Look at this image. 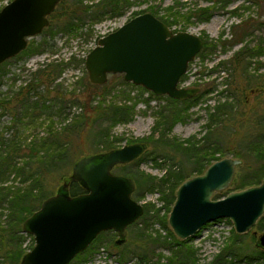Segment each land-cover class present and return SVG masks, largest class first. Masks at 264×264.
Segmentation results:
<instances>
[{
  "label": "rangeland",
  "instance_id": "374dc122",
  "mask_svg": "<svg viewBox=\"0 0 264 264\" xmlns=\"http://www.w3.org/2000/svg\"><path fill=\"white\" fill-rule=\"evenodd\" d=\"M10 1L0 0V9ZM98 1L82 0V3L93 6ZM73 2L74 0H64L62 4H58L56 11L53 10L54 13L48 16L49 24L42 32L27 39V46L31 43L34 46L40 45L38 52L18 53L7 59L1 68L4 74L0 91L8 96L29 82L37 69L44 68L47 64L64 63L58 77L41 86V89L45 86L50 89L48 98L51 101L47 104H53L54 99H63L61 102H63L66 117L64 119L58 116L52 117L54 126L73 124L76 119H81V115L87 117L86 122L83 121L84 126L80 133L77 132V126L71 128L73 134L69 133L72 147L70 152L74 160L70 164L68 162L62 164L61 169L52 172L45 180L44 187L49 195L58 191L63 182L62 178L71 173L72 166L78 158L108 151L109 149L105 148L107 142L111 141L113 146L120 148L128 145L129 140L141 143V140L153 135L157 136V133H152L157 119L156 111L167 105L166 99L152 97L148 90L142 91L125 84L122 74L109 75L104 84H92L84 67L86 54L96 45L101 36L115 30L134 15L145 11L156 13V15L178 11L183 14L188 7H214L215 10L208 19L191 18L188 22L181 19L172 27L196 34L202 42L203 39L212 41L215 46L208 49L201 48L188 64L183 79H180L178 83V86L199 87V92H209L190 105L186 111L187 117L181 122H176L165 137L170 140L195 138L201 142L206 136L207 139L203 141L205 146L218 145L219 150L224 153L223 157L231 156L242 161L236 168L234 180L240 172L245 171L247 165L255 163L250 143L257 138L258 123L264 124V2L256 5L246 0H131L132 4L120 15H112L110 12L97 14V11L89 10L88 13L81 14L79 19H74L77 29L62 31L67 22L68 12L74 8ZM62 6L68 9L65 17L59 15ZM243 21L248 26V33L242 42L232 44L231 41L237 38L235 33L242 28L236 26ZM257 45L260 49H257ZM241 49L245 50L246 56L238 60L237 54ZM156 96L165 97L166 95ZM58 102L57 100L56 103ZM98 102L99 109L108 106H125L129 109L118 112L114 117L110 112H105L103 115L99 112L98 117L94 109ZM225 102L231 105L229 113L223 114L225 116L222 115L221 120L214 122L213 130L210 132L206 125L209 119L208 114L214 111L218 103ZM10 105H13V102ZM120 114L122 115L119 116ZM13 119L14 114L5 111L0 116V129L3 125L11 123ZM38 122L45 123L36 131L30 129L23 131L21 138L26 137L29 141L33 139V134L36 132L42 135L43 127L49 120L41 117ZM11 133L12 130H7L4 136L9 137ZM260 146L264 148V141L260 143ZM152 148V145L147 143V150L141 155L139 161L134 159L128 163L115 165L112 172L120 175L132 173L136 176L144 175L160 179L169 168L179 167L181 158L178 154H173L171 150L167 152L168 156H160L157 159L158 164H155L151 159ZM234 152H239V156H236ZM30 185L29 180H22L21 176L15 174H9L3 182H0V188L9 186L10 191L15 190L16 187L29 189ZM229 187L218 192L217 197H224L232 188V184ZM134 199L143 206L151 203L156 208H160L159 215L166 213L163 202L159 200L158 192H145L143 196L134 197ZM39 205L35 208L38 209ZM8 213V203L1 199L0 194V227H6ZM256 224L247 233L255 232L257 237L264 230L258 231ZM166 227L171 230L168 223ZM231 229L233 225L228 218L219 219L205 225L197 235L188 240L187 244L195 250L194 264H211L210 262L230 236ZM140 232H143L144 237L145 234L151 237L160 235V239L163 240L167 230L155 220L149 221V225L145 226L144 220L139 218L127 227L126 239L123 243L114 242L115 245H113L112 242L117 238L116 234L111 230L104 231L89 244L91 253L86 252L74 257L71 264H179L169 261L172 255L171 249L160 242L143 238L139 235ZM20 233L23 235L21 247L27 252L34 245V237L32 234L22 232V228ZM245 236L246 244L254 245L256 239L252 242L249 234ZM166 241L170 242L171 239L167 238ZM121 253L125 255L123 260L119 259ZM140 255L146 258L145 262L139 261ZM1 258L0 255V264H9L3 262ZM237 264L248 263L241 261ZM250 264H264V260L253 261Z\"/></svg>",
  "mask_w": 264,
  "mask_h": 264
},
{
  "label": "water",
  "instance_id": "95a60500",
  "mask_svg": "<svg viewBox=\"0 0 264 264\" xmlns=\"http://www.w3.org/2000/svg\"><path fill=\"white\" fill-rule=\"evenodd\" d=\"M60 1L11 0L0 9V64L42 32ZM202 43L198 35L173 32L145 11L101 36L86 54L84 67L92 84L101 85L109 75L122 74L125 81L155 95L184 100L199 92V87L178 83ZM145 149L146 144L133 143L78 158L58 191L23 220L22 232L33 235L34 245L19 264H68L106 230L117 233L116 244L123 243L127 226L140 218L144 208L131 196L133 179L113 173L112 168L133 161ZM240 163L239 158L222 157L179 184L167 218L176 238L187 240L221 218H228L237 234L249 232L257 223L264 214V177L258 185L213 199L214 193L230 186ZM70 181H78L85 192L70 195ZM255 246L264 249V231L257 235Z\"/></svg>",
  "mask_w": 264,
  "mask_h": 264
},
{
  "label": "trees",
  "instance_id": "16d2710c",
  "mask_svg": "<svg viewBox=\"0 0 264 264\" xmlns=\"http://www.w3.org/2000/svg\"><path fill=\"white\" fill-rule=\"evenodd\" d=\"M63 1L64 0H61L58 4H62ZM246 1H252L256 5L264 2V0ZM73 4L74 8L68 12V17L66 19L67 22L64 24L62 31H73L77 29V23L74 22V19H79L81 14H86L89 10L97 11V14L110 12L112 15H120L124 9L132 3L131 0H99L98 3L91 6L84 5L82 0H74ZM214 10V7L206 6L198 8L188 7L187 11L183 14H180L179 11L175 13L166 12L161 15L152 13L167 26L172 28L181 19L185 22H188L191 18H196L198 20L208 19ZM54 11H56V7ZM67 11L68 9L62 6L59 15L65 17ZM243 24H246L245 21L236 26L242 28H240L239 32L235 33L237 38L233 39L234 41H231L232 44L242 42L244 36L248 33L247 24ZM181 29L182 28H172V31L177 32ZM214 46L215 44L212 41L208 42L203 39L202 48L208 49L209 47ZM38 48H40V45L34 46V44L31 43V45H28L20 52V54L29 51H31L30 53L38 52ZM257 49H260L259 45H257ZM244 51L245 50L242 51V49L239 51V54H237L238 60L246 56ZM5 62L6 60L0 64V84L4 74V71L1 68ZM63 65L65 64L52 63L47 64L44 68L37 69L33 72L32 79L29 82L24 86L19 87L17 91L11 92L8 96L5 95V93L2 94L0 91V116L5 111H10L14 114L13 121L9 124L3 125L0 129V182H3L9 174H15L16 176H21L22 180H29L31 184L29 189L16 187L15 190L10 191L11 189L9 186L0 188L1 199L7 201L9 209L6 227H0V255L2 261L8 262L9 264H19V260L25 253V249L21 247L23 241V235L20 233L21 224L28 215L37 209L35 207H37L40 202L49 195V192H47L44 187L46 178L52 172L61 169L62 164L66 162L70 164L72 160H74V157H72V153L70 152L72 148L70 134H73L71 128L77 126V132L80 133L84 126L83 121L86 122L87 119V117L81 115V119H76L73 124L65 123L58 127L54 126L52 117L58 116L63 119L66 117V112L62 105L63 102H61L63 99H54L53 104H47L48 101H51V99L48 98L50 89L48 86L41 89V86L45 82H49L58 77L63 69ZM183 76L184 75H182L180 79H183ZM124 83L142 91H147L145 88L136 86L130 82L124 81ZM207 92L209 91L198 92L193 97L184 100L174 99L168 96H156L152 92L149 93L152 97L166 99L167 105L156 111L157 119L153 125L152 133H157V136L155 137L153 135L145 140H141V143L146 144V146L147 143L152 145L153 148L150 153L153 154L151 159L155 164H158L157 159L160 156H168L169 153L167 152L171 150L173 151V154H178V156H180V165L177 169L169 168L160 179L144 175L136 176V174L132 173L125 175L131 177L135 184V189L131 194L133 199L134 197L139 198L143 196V193L145 192L155 191L159 193V200L163 202V205L166 208V213L159 215L160 208H156L153 204L148 203L143 206L144 212L140 218L144 220L145 226L149 225V221L155 220L165 227L167 230L166 236H164L165 239L161 240L160 235L157 237H151L145 234L144 237L142 235L143 232H140L139 235L145 239L149 238L152 241L160 242L171 249L172 255L169 257L171 263L194 264L196 261L195 250L192 246L187 244V241L191 240L194 236L187 240H180L166 227L167 216L175 199V190L183 180L193 175L201 174L208 165L221 159L224 156V153L219 150L218 145H212L210 147L205 146L203 141L207 139L206 136L203 137L200 142V140L195 138L170 140L166 138L165 135L171 130L176 122H181L187 117L186 111L190 105L198 101L199 98L205 96ZM57 100L59 101L58 103H56ZM12 102L13 105H10ZM230 106L231 105L228 102L218 103L214 107V111L208 114L209 119L206 125H208L210 132L213 130L212 124L217 120H221L222 117L225 116L223 114L227 115V113H229ZM94 109L96 110L98 117L99 112L100 115H103L105 112H110L114 117L118 112H124L129 108L125 106H108L99 109L98 102ZM121 115L122 114L119 116ZM41 117L49 120V122L43 127V134L39 135L37 132L34 134L32 133L33 139H30L29 141H27L26 137L21 138L23 131L29 129L31 131H36L38 127L43 126L45 122H38V119ZM258 125L259 129L257 138L253 143H250L252 145L250 150H253L255 163L253 165H247L245 171L240 172L235 180L234 176V183L233 180L231 183L232 188L226 193V195L231 191L240 190L252 185H258L264 177V148L260 146V143L264 141V124L259 122ZM7 130H12L9 137L4 136V132ZM107 143L108 144L105 146L106 149L111 150L117 148L112 145L111 141ZM128 143L133 144L136 143V141L129 140ZM146 150L147 149H145L142 154H144ZM234 154L239 156V152H234ZM141 155L135 160L139 161ZM162 159L164 158L162 157ZM64 177L62 179H64ZM142 184H144V186H142ZM67 192L74 196L85 192V190L78 181H70ZM217 194L218 192L214 194V199H218ZM256 228L258 231L264 230V214L257 221ZM199 232L200 231H198L196 235ZM102 233H100L99 236ZM248 234L253 242V240L256 239L255 232L237 234L234 229H231L230 236L227 237L223 246L210 263L237 264L244 261L245 263L250 264L253 261L259 262L260 260H264V249L256 247L255 243L254 245L246 244L245 235ZM167 238H170L171 241H166ZM112 243L115 245L114 241ZM90 246L81 253H78L75 258L82 253H91V251H89ZM124 258L125 255L121 253L119 259L123 260ZM139 261L145 262L146 258L143 255H140ZM69 264H71V261Z\"/></svg>",
  "mask_w": 264,
  "mask_h": 264
},
{
  "label": "flooded vegetation",
  "instance_id": "af4514ba",
  "mask_svg": "<svg viewBox=\"0 0 264 264\" xmlns=\"http://www.w3.org/2000/svg\"><path fill=\"white\" fill-rule=\"evenodd\" d=\"M213 199H214V198H213ZM128 226H129V225H128ZM128 226H127V227H128ZM106 231H107V230H106ZM112 231H113V230H112ZM102 232H104V231H102ZM102 232H100V233H102ZM113 232H115V231H113ZM100 233H99V234H100ZM115 234H116V237H117V233H116V232H115ZM125 239H126V238H125ZM115 240H116V239H115ZM114 242H115V241H114Z\"/></svg>",
  "mask_w": 264,
  "mask_h": 264
}]
</instances>
